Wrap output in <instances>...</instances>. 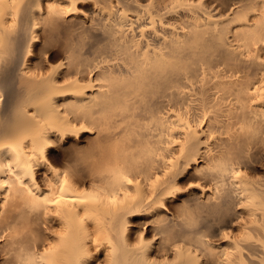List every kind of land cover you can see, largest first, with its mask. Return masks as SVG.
Here are the masks:
<instances>
[{"label": "bare ground", "instance_id": "6f19581e", "mask_svg": "<svg viewBox=\"0 0 264 264\" xmlns=\"http://www.w3.org/2000/svg\"><path fill=\"white\" fill-rule=\"evenodd\" d=\"M0 264H264V0H0Z\"/></svg>", "mask_w": 264, "mask_h": 264}]
</instances>
